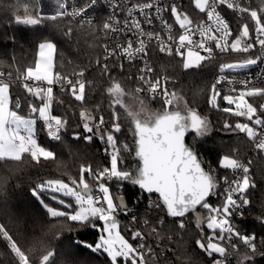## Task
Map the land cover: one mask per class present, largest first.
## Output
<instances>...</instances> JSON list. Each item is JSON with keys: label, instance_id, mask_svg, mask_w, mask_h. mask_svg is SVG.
Listing matches in <instances>:
<instances>
[{"label": "snow or ice", "instance_id": "obj_1", "mask_svg": "<svg viewBox=\"0 0 264 264\" xmlns=\"http://www.w3.org/2000/svg\"><path fill=\"white\" fill-rule=\"evenodd\" d=\"M46 2L41 0V3ZM56 3L63 11H57L55 15H43L39 7L30 12L29 5L24 4L23 15L17 12L14 21L18 25L37 26L44 20L67 18L69 22L75 21L79 28L95 30L98 27L100 34L105 38L111 34L113 41L121 35L125 37L124 43H103L104 54L95 60L100 75L107 82L104 89L109 101L110 117L107 119L100 105H88L87 90L96 88V84L86 77L88 66L71 73L58 71L57 43L51 38H43L38 43V58L34 65L15 66V75L12 71L7 74L0 71V161L22 162L30 158L35 165L56 161L57 154L39 143L37 122H42L51 141L64 143V136L72 126L69 113L77 118L74 127L82 129L71 133L72 140L91 144L98 139L104 144V154L108 158L106 165L93 167L91 163H81L76 176L67 180L62 177L42 179L30 190L31 197L39 201L49 217V232L56 229L57 240L67 239L69 264L79 259L81 249L92 255L80 260V264H93L92 256L104 257L105 264H149V261L157 264L158 255L148 238L160 237L158 226H164L167 218H171L173 226L180 231L186 230L185 218L189 215L195 216L198 230L199 238L194 243L210 258L211 264H231L233 260L235 264H255L257 256L264 258V251H260L264 248V238L258 246L255 231L251 234L242 232L235 223L236 217L244 218L245 210L251 204L250 189L256 187L249 166L235 153L222 155L216 168L206 164L186 138L191 136L193 141H202L209 137L214 131L210 120L189 107L186 101L182 102L175 92H169L167 76L153 78V69L147 59L150 46H153L161 54L179 58L178 62L187 72L201 69L217 52L220 55L244 54L242 59L219 64L221 75L211 85L208 104L210 108L244 118L245 122L225 120L222 130L243 133L255 150L264 152V103L257 106L249 99L264 98V69L255 80L249 76L235 81L223 75L226 71L264 65V0L255 7L252 0H189L190 7L202 14L195 17L176 0L171 3L164 0L137 3L105 0L109 15L100 26L87 17L98 0H87L79 7L73 0H56ZM225 9L241 21L235 30L223 15ZM165 13L172 22L165 18ZM174 26L178 32L174 31ZM76 31L78 29L68 26L62 35L72 41ZM257 50L258 54H254ZM136 61L143 65L138 69L139 74L135 77L126 75L125 62L135 66ZM117 68L119 75L114 73ZM225 80L233 86L222 94L218 85ZM129 81H135L136 86L129 87ZM235 84H239V89ZM56 86L62 95L78 102V115L76 107L65 105L62 96L54 93ZM14 87L24 91L27 117L19 114L22 105L19 97L14 99L12 96ZM144 95L153 99L162 96L163 110H149L142 99ZM125 97L133 98L139 105L138 110H134ZM221 99L226 107L220 108ZM54 104L64 106L62 115L53 114ZM121 110L131 122L128 129L131 143L122 141L118 135L123 132ZM126 153H134V164L125 163ZM220 169L229 170L232 175L221 176ZM10 179V176L0 175V193L4 192ZM126 185L138 190L133 207L123 194ZM45 194L60 207L45 203ZM145 198L148 204L141 221L137 209ZM213 199L217 203L213 204ZM26 211L22 201L20 212L23 215ZM121 214L131 217L123 228L119 220ZM256 219L264 229V213ZM136 224H141L144 230L133 229ZM73 225L97 230L100 233L98 240L89 244L72 239ZM204 226L211 235L205 234ZM122 231H129L131 239L138 243H130ZM65 232L69 234L67 237H64ZM0 240L5 242L11 254V264H55L56 251L36 237L29 238L24 232L12 234L0 224ZM169 240H172L171 236Z\"/></svg>", "mask_w": 264, "mask_h": 264}, {"label": "trees", "instance_id": "obj_2", "mask_svg": "<svg viewBox=\"0 0 264 264\" xmlns=\"http://www.w3.org/2000/svg\"><path fill=\"white\" fill-rule=\"evenodd\" d=\"M24 4L29 5V11L34 12L37 7L40 8L38 0H0V71L6 74L9 71L15 75V66L21 68L34 65L38 57V43L43 38H51L57 43L56 62L57 70L62 73H71L73 70H79L80 67L88 66L86 77L96 84L95 89L87 90L88 105L93 107L100 105L103 115L110 117L108 110V99L105 96L104 89L107 87L106 80L100 75L95 64L98 57L103 56L102 44L105 37L99 33L97 29L79 28L75 21L69 22L67 18L63 21L44 20L42 24L37 26L18 25L14 21V16L19 12L23 15ZM59 25V27H57ZM68 26H72L78 31L74 32V39L69 41L62 35V31ZM100 26V25H96ZM95 34H89L93 33ZM15 38L14 40L12 38ZM243 54L239 55H221L214 58L199 70L184 71L182 65L178 62L179 58L162 55L158 51L154 52V64L157 71L169 78L170 92H175L176 96L182 98V102L186 101L189 107L195 108L202 116H206L214 129L213 133L204 140L193 141L191 136L187 138L191 145L198 152L200 157L216 168L219 164V159L222 155L228 154L237 155V158H245L250 156L251 163L250 175L252 176L256 187L250 189L251 204L245 210V215L240 220V228H243L245 233L251 234L255 231L257 236V244L264 238V229L257 222V217L264 213V152L255 150L253 144L248 141L243 133H230L222 130V125L225 120L235 123L237 120L245 122L242 117H234L230 114L223 113L214 108H210L208 98L213 78L219 72V64L226 61L243 58ZM62 65V66H61ZM90 65V66H89ZM114 73L119 75V69H115ZM125 74L132 77L136 76L135 71L131 66L125 63ZM129 87H135V81H129ZM12 96L15 99L19 97L21 100L20 115L28 116L27 99L21 87H14ZM54 93L62 96L65 105L72 104L76 107L78 115V102L72 100L70 96L62 95L58 86L54 87ZM145 106L152 111L163 110V101L158 98L143 97ZM257 105L264 101V98H255ZM127 103L135 102L131 97H125ZM39 103V101H36ZM137 103V102H135ZM138 104V103H137ZM220 108L227 105L221 99L219 100ZM64 106L54 104L53 114L62 115ZM70 115V124L67 134L64 136V143L51 141L43 130L42 122H37V137L39 143L43 146L51 148L57 154L56 161H42L40 165H35L30 158L22 162L0 161V175L10 176L8 184L4 192L0 193V224H4L12 234L18 232L26 233L29 238L36 237L38 241H43V244L50 249L56 251L55 264H69V249L67 247V239L57 240L53 229L49 232V217L45 209L40 205L34 197H31V187L39 183L42 179L62 177L67 180L70 176H76L81 163H91L93 167L98 165H106L108 158L104 154V144L98 139H95L91 144L84 141H74L71 139V133L82 131L74 126L77 123V118ZM121 122L123 127L122 134H118L122 141L131 143L128 131L131 122L125 117L121 110ZM134 155V153H133ZM133 155H124V160L127 165L135 163ZM228 170H219V175H226ZM123 194L127 199L130 207H133V201L137 198L138 190L131 185H126ZM156 197L153 196V199ZM45 203L58 207L59 205L47 199L45 194ZM25 203L27 211L20 212L21 202ZM215 204L217 201L212 200ZM148 199L145 198L139 205L138 218L143 221L144 210L147 207ZM203 211V210H201ZM151 215V214H150ZM163 216V213H160ZM122 221V228L129 224L131 217L119 216ZM187 229L180 231V236L173 238L170 241L169 236L178 227H174L171 218H167V223L159 228L160 237H149L150 243L154 251L158 255L157 264H211L210 258L202 253L195 245V239L199 238L198 230L195 228V216L189 215L185 218ZM153 223L155 217L153 216ZM55 223V221H53ZM141 228V224H136L133 229ZM205 234L211 235V231L204 226ZM48 232V235H44ZM130 238L131 233L124 231ZM69 234L64 233V237ZM100 233L91 228H78L73 225L71 238L80 240L84 243L93 244L98 240ZM132 240V239H131ZM135 244L138 241H133ZM159 244V247H157ZM169 249H171L169 251ZM264 251V248H260ZM92 255L86 250L81 249L79 259L73 261L72 264H80V260ZM190 258V259H189ZM93 264H105L104 257L92 256ZM0 264H11V254L9 253L6 244L0 240ZM149 264H152L149 261ZM235 264V260L231 262ZM255 264H264V258L257 256Z\"/></svg>", "mask_w": 264, "mask_h": 264}, {"label": "built area", "instance_id": "obj_3", "mask_svg": "<svg viewBox=\"0 0 264 264\" xmlns=\"http://www.w3.org/2000/svg\"><path fill=\"white\" fill-rule=\"evenodd\" d=\"M86 2H87V0H73V3L76 6H78V7L79 6H83ZM129 2L130 3H137V2H143V0H129ZM164 2L165 3H171L172 0H164ZM176 2L182 3V8L188 9L189 12H190V14H192L194 17L195 16L202 15V14H198L197 12H195L194 9H192L190 7L189 0H176ZM252 3H253V6L255 7V6H257L260 3V0H252ZM45 4H46L45 9H47V10H50V9H53V10L59 9L60 10L61 8H63L62 6H60L59 4L56 3V0H47V2ZM108 15H109V8L106 5L105 0H98V3L95 6V8L90 9L89 12L87 13V17L88 18H91L94 21V24L95 25H102V23L104 22V20L107 18ZM223 15L225 16V19H227L229 21V23H230L231 27L233 28V30H235L237 28L238 24L241 22V21H239L237 19V17L235 16V14H233L232 12H230V11H228L226 9L224 10ZM165 18L169 19L170 22H172L171 21V18L169 17V15L167 13H165ZM78 19H80V18H78ZM157 30H159V26L158 25H157ZM174 31H177L178 32V28H176L175 26H174ZM105 42H108L110 44H115L117 42L124 43L125 42V37L123 35H121L117 41H113L111 39V34H110L109 37H107V38L104 39V43ZM155 50L156 49L153 46H150L149 56L147 57V59L149 61V65L153 69V72H152L153 78H156L157 76H165L163 74H160L157 71L156 66L154 64V52H155ZM156 51H158V50H156ZM254 54H258V50H257V53H254ZM162 55H164V54H162ZM227 55H239V54H227ZM219 56H221V55L218 52L217 53H214V58L219 57ZM240 59H242V58H240ZM234 60L235 59H232V60H229V61H226V62H231V61H234ZM101 62L103 63V61H101ZM125 63H127V62H125ZM140 67H143V65L139 61H136L135 62V66H131V68L135 71L136 75L139 74L138 73V69ZM262 69H264V65L257 64V65L253 66L250 69H245V70H242V71H236V72L226 71L225 73H223V75L226 76V77H229V78H231V79H233L235 81H239V80H242V79H246L249 76H251L255 80L257 74ZM220 75H221L220 72H218L216 74V76L212 80V84L215 83L216 79ZM232 86L233 85H230L227 82V80H225L222 84L218 85V89L223 94V93H226L228 91V89L230 87H232ZM235 87H237V89H239L240 86H239V84H235ZM167 88H168V90L170 92L169 83L167 84ZM143 97H150V96L144 95ZM156 98L161 99L163 101V97L162 96H157ZM129 137L131 138V134H129ZM239 159L245 165H248L249 166V164H250L249 161H251V157L250 156L245 157V158H239ZM249 168H250V166H249ZM227 175L231 176L232 173L228 170ZM221 176H223V175H221ZM240 220H241L240 217H236V219H235V223L238 225L239 228H240V225H239L240 224ZM240 229H241L242 232H244L243 228H240Z\"/></svg>", "mask_w": 264, "mask_h": 264}, {"label": "rangeland", "instance_id": "obj_4", "mask_svg": "<svg viewBox=\"0 0 264 264\" xmlns=\"http://www.w3.org/2000/svg\"><path fill=\"white\" fill-rule=\"evenodd\" d=\"M38 3H39V6H40V12H41V7H43V3H41V0H38ZM41 14H43V13H41ZM43 15H47V14H43ZM38 58V57H37ZM238 59H240V58H237V59H235V60H238ZM250 99V102H252V103H254V104H256L257 105V101L256 100H253L252 98H249ZM131 104H132V106H133V109L134 110H138V107H139V105L137 104V103H135V102H130ZM262 103H264V101L262 102ZM258 106V105H257ZM51 207H55V206H52V205H50ZM58 207H60V206H58ZM120 223H121V226H122V221H120ZM122 234L123 235H125V238L126 239H128L129 240V242L130 243H133L132 242V240H131V238L124 232V231H122ZM180 236V231H179V229H175L173 232H172V234H171V237H173V238H175V237H179ZM99 238V237H98ZM134 244V243H133Z\"/></svg>", "mask_w": 264, "mask_h": 264}, {"label": "water", "instance_id": "obj_5", "mask_svg": "<svg viewBox=\"0 0 264 264\" xmlns=\"http://www.w3.org/2000/svg\"><path fill=\"white\" fill-rule=\"evenodd\" d=\"M57 11H63V8H61L60 10L59 9H57V10H53V9H50V10H47V9H45L44 7H41V13H43V14H47V15H55V13L57 12ZM188 138V137H187ZM187 138H186V142L188 143V141H187ZM189 144V143H188ZM198 153V152H197ZM200 156V155H199ZM126 202H127V199H126ZM128 203V202H127ZM119 220H121V218L119 217Z\"/></svg>", "mask_w": 264, "mask_h": 264}, {"label": "bare ground", "instance_id": "obj_6", "mask_svg": "<svg viewBox=\"0 0 264 264\" xmlns=\"http://www.w3.org/2000/svg\"><path fill=\"white\" fill-rule=\"evenodd\" d=\"M45 6H46V4L45 3H43V7L45 8Z\"/></svg>", "mask_w": 264, "mask_h": 264}, {"label": "crops", "instance_id": "obj_7", "mask_svg": "<svg viewBox=\"0 0 264 264\" xmlns=\"http://www.w3.org/2000/svg\"><path fill=\"white\" fill-rule=\"evenodd\" d=\"M25 117H27V116H25Z\"/></svg>", "mask_w": 264, "mask_h": 264}]
</instances>
